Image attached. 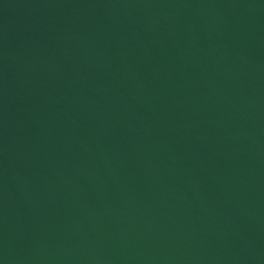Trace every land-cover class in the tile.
Listing matches in <instances>:
<instances>
[{"label":"water","instance_id":"water-1","mask_svg":"<svg viewBox=\"0 0 264 264\" xmlns=\"http://www.w3.org/2000/svg\"><path fill=\"white\" fill-rule=\"evenodd\" d=\"M0 264H264V0H0Z\"/></svg>","mask_w":264,"mask_h":264}]
</instances>
